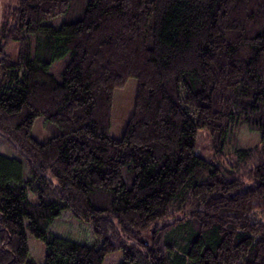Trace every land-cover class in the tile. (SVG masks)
<instances>
[{"label":"trees","instance_id":"16d2710c","mask_svg":"<svg viewBox=\"0 0 264 264\" xmlns=\"http://www.w3.org/2000/svg\"><path fill=\"white\" fill-rule=\"evenodd\" d=\"M2 2L0 264H32L28 234L43 264H264V0ZM68 212L92 243L50 231Z\"/></svg>","mask_w":264,"mask_h":264},{"label":"rangeland","instance_id":"374dc122","mask_svg":"<svg viewBox=\"0 0 264 264\" xmlns=\"http://www.w3.org/2000/svg\"><path fill=\"white\" fill-rule=\"evenodd\" d=\"M6 2L0 5V23L2 22V12ZM60 18L55 23L60 22ZM13 44L8 48H13ZM137 83L134 79H128L123 88L115 90L113 95V105L111 113V127L109 136L114 139H120L126 123L133 112L134 101L136 96ZM42 119H37L33 126L32 134L38 141H43L49 137L47 127L43 125ZM238 143L240 147H252L257 144L258 133L248 132L245 129L237 132ZM196 154L202 158L209 157L211 151L210 137L205 131H199L196 141ZM0 154L13 156L5 148H0ZM225 166V163L223 164ZM228 167V166H227ZM264 222V215L259 216ZM50 231L63 238H68L78 243H92L94 241L91 229L88 224L76 219L72 214L64 213L50 227ZM28 262L32 264H43L44 246L40 240H37L29 234L27 235ZM120 253L109 255L103 261V264H115L118 262Z\"/></svg>","mask_w":264,"mask_h":264}]
</instances>
